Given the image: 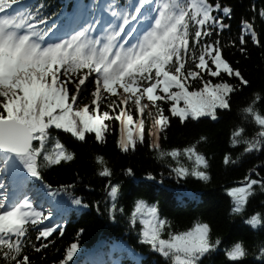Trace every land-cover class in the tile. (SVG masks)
I'll return each mask as SVG.
<instances>
[{
    "label": "snow or ice",
    "instance_id": "snow-or-ice-1",
    "mask_svg": "<svg viewBox=\"0 0 264 264\" xmlns=\"http://www.w3.org/2000/svg\"><path fill=\"white\" fill-rule=\"evenodd\" d=\"M45 9L33 0H0V264H47L49 248L64 236L53 203L65 215L92 205L74 194L75 184L53 188L43 173L87 157L89 147L106 145L117 123L121 153L144 147L161 161H176L179 166H167L178 181L195 177L210 182L211 158L201 151L211 144L209 135L186 146L163 147L174 130L173 118L187 127L202 118L219 122L230 117L235 98L255 84L239 61L227 58V50L245 58H250L249 46L264 53V8L257 11L255 5V15L242 21L239 37L231 40L224 37L231 30L225 20L231 19L232 9L210 0H135L130 6L113 0L106 8L108 18L93 16L71 31ZM257 103H264V87L241 110L244 120L259 127L234 125L224 166L240 163L231 151L240 146L241 156L259 153L264 158V115ZM65 135L73 141L71 150L61 139ZM181 157L194 166L180 164ZM93 158L99 166L96 175L107 181L103 202L115 221L118 212L126 214L118 208L123 185L113 179L115 170L104 155ZM121 171L136 176L132 167ZM262 173L264 165L259 171L252 168L241 186L227 189L232 214H244L250 198L264 196ZM160 177L163 185L164 173ZM146 179L155 182L156 176L149 172ZM135 195L128 224L132 229L143 225L137 237L160 258L158 264H206L216 255L222 241L213 237L209 223L197 221L176 231L159 202ZM100 204H95L98 213ZM245 223L264 229V215L254 214ZM83 232L56 264H75ZM259 247L264 264V242ZM225 251L231 261L248 254L241 242Z\"/></svg>",
    "mask_w": 264,
    "mask_h": 264
},
{
    "label": "trees",
    "instance_id": "trees-1",
    "mask_svg": "<svg viewBox=\"0 0 264 264\" xmlns=\"http://www.w3.org/2000/svg\"><path fill=\"white\" fill-rule=\"evenodd\" d=\"M33 2L45 4L48 13L56 14L53 19L57 20V24L64 30L71 31L83 26L93 16L108 18L106 8L113 0H33ZM116 2L130 6L135 0ZM210 2H218L232 9L231 19L225 20L231 25L230 32L224 37L225 40L239 37L242 21L255 15L252 11L253 5L257 11L264 8V0H210ZM256 26L260 28L259 21ZM249 47L250 58H245L234 49L227 50V58L233 63L239 61L238 66L255 84L252 90H246L235 98L231 116L221 117L219 122L202 118L203 122L194 121L187 127L180 124L177 118H173L174 130L170 133L169 139L163 142V147L170 150L172 147L186 146L194 142L201 134L209 135L211 144L202 147L201 151L211 158L210 182L198 181L195 177L178 181L174 175H169L170 170L167 166L170 162L173 167H177L179 166L177 162L171 158L167 162L161 161L150 149L144 147L136 153H121L116 144L119 137L118 123L116 131L108 135L106 145L89 147L88 156H81L76 163L44 171L45 181L53 188L75 184L74 194L83 197L86 203L92 205L88 209L65 215L60 207L53 203L55 220L63 224L64 236L57 237L56 245L49 248L47 264H56L62 258L63 251L71 243L76 242L77 233L81 228L84 232L79 237L80 249L74 257L75 264H82L85 259L89 264H158L160 258L146 245H142L137 237V230L143 226L138 224L137 229H132L128 224V215L133 211V202L137 199L135 194H142V198L151 203L159 202L163 215L173 223L176 231L188 230L197 221L209 223L213 229V237L218 236L222 243L216 255L206 264H261L259 245L264 242V229H252L245 221L257 213L264 215V196L250 198L244 214L234 215L231 212L232 202L227 195V189L241 186L252 168L259 171V166L264 165V158L259 153L255 156L250 154L241 156L243 147L240 146L231 149L233 158L239 157L240 163L228 167L222 163L223 155L230 150L228 141L234 125L244 124L248 129L259 127L254 122L244 120L241 111L252 103L255 93L264 87V53ZM255 107L264 115V103H257ZM61 139L71 150L73 141L67 135ZM94 155H104L107 158L110 167L115 170L113 179L119 180L123 185L124 195L119 200L118 208L123 207L126 214L121 215L118 212L115 221L108 218L107 208L103 202L107 199L103 190L107 181L96 175L99 166L94 161ZM180 164L190 169L194 166L193 161L186 157H181ZM127 167L134 168L136 172L134 179L123 176L121 170ZM149 172L156 176L155 182L146 179ZM76 173L80 176L77 177ZM160 173H164L163 185L159 183ZM56 199L60 200L61 197L58 196ZM97 201H101L99 213L95 209ZM48 206L45 204V208ZM238 242L244 244L248 254L243 259L231 261L225 249ZM56 248L60 251H56Z\"/></svg>",
    "mask_w": 264,
    "mask_h": 264
}]
</instances>
